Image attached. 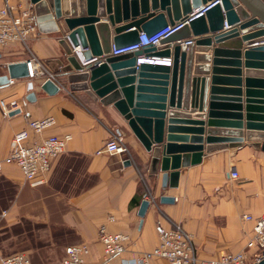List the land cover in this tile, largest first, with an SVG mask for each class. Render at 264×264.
Listing matches in <instances>:
<instances>
[{"label": "crops", "instance_id": "1", "mask_svg": "<svg viewBox=\"0 0 264 264\" xmlns=\"http://www.w3.org/2000/svg\"><path fill=\"white\" fill-rule=\"evenodd\" d=\"M244 30L242 34L239 29L238 39L259 29L250 26ZM59 38L58 32L38 31L27 40L26 47L11 42L0 50V76L6 74L8 63L26 61L33 54L56 74L66 89L49 95L39 86L42 78L31 79L32 90L27 89L28 78L0 84V98L16 99L21 104V112L13 115L3 114L0 107V158L7 155L12 136L26 128L32 119L52 116L55 120L54 125L38 138L51 134L71 135L65 151L51 161L50 170L41 184H28L17 166L4 165L0 174V232L13 231L8 238L12 242L0 241V257L23 252L30 264H61L66 246L84 243L88 246L86 264H100L103 245L98 239V227L101 224H105L111 232H124L130 237L127 249L113 257L108 264H138L137 256L151 250L158 243L159 234L173 224H179L192 235L201 258H217L224 253L245 249L252 221L245 220L243 215L258 216L264 213V151L244 140L236 147L205 152L207 143L203 141L202 161L180 169L177 187L162 189L161 173L155 174L149 170L150 153L132 134L117 110L112 105H103L92 99L84 91H71L66 76L45 63L56 58L65 63ZM240 44L242 49L263 45L264 35L241 39ZM213 47L214 43L207 52L198 51L195 47L193 53L211 54ZM49 65L56 67L55 63ZM199 65L208 66V72L195 73L192 69L191 76L208 78L209 93L213 65L211 60L193 59V68ZM226 65L228 63L221 62L218 66L227 68ZM238 68L242 72L239 85L220 81L213 86L222 89L215 91L219 96L228 98L238 94L224 89L240 90L242 121L245 124L246 88H256L253 85L247 87L244 78H264V73H246L250 68H246L243 62ZM216 75L236 78L229 71L217 72ZM31 91L34 92V100L27 98ZM251 96L248 97L250 100L260 99ZM165 105L164 136L168 134L170 124L167 120L170 116L202 118L204 135L208 128L234 129L207 126L208 108L198 111L190 104L185 109L169 106L167 102ZM171 125L194 127L182 123ZM120 126L130 131L127 140L133 158L125 157L124 153L108 154L103 151L105 142L118 133ZM245 130V127L242 128L243 135ZM170 133L189 138L194 135L191 130L182 129H174ZM33 138L35 135L30 134L29 142ZM175 142L180 144V141ZM125 159H129L130 164H123ZM233 169L237 172L236 179L230 175ZM161 194L173 196L174 202H160ZM143 199L150 200L140 223L137 211ZM109 216L113 217L112 221L108 219ZM70 236L73 238L71 244ZM151 264L167 262L154 259Z\"/></svg>", "mask_w": 264, "mask_h": 264}, {"label": "water", "instance_id": "2", "mask_svg": "<svg viewBox=\"0 0 264 264\" xmlns=\"http://www.w3.org/2000/svg\"><path fill=\"white\" fill-rule=\"evenodd\" d=\"M29 1L36 14L38 31L60 34L58 42L65 63L57 58L45 63L66 76L71 91H84L92 99L103 105H112L117 110L132 134L150 153L149 170L155 174L161 173L162 189L177 187L180 169L199 164L204 151L236 147L244 140L264 151V78H244L247 87L253 85L256 88H246L245 124L242 121L240 90L224 89L238 94L228 98L219 96L215 91L222 89L213 86L220 81L239 85L242 81L239 78L242 72L238 68L241 62L250 68L246 73H264V44L244 49L240 44L241 39L264 35V0H220L204 14L162 38L159 46L144 47L147 55L170 57L171 65L144 62L137 66V57L142 50L113 56L110 55L111 46L120 48L135 43L140 31L151 34L168 23L186 19L194 8L208 0ZM250 26L259 30L238 39L239 29L244 34V29ZM208 33L209 36H204ZM212 43L211 54L194 55L195 47L198 51L207 52ZM193 59L211 60L212 86L209 93L208 78L191 76L192 69L195 73H207L208 66L193 68ZM221 62L228 63V67L218 66ZM50 63H55L56 67ZM221 71H229L236 78L216 75ZM27 74L26 61L8 63L6 74L0 76V84H8L9 78H27ZM39 86L49 95L59 91L56 83L50 79L43 80ZM32 88L33 81L29 79L27 89ZM250 95L260 99L250 100ZM34 97V92L28 93V99L34 100ZM165 102L183 109L189 104L198 111L208 108L207 126L234 129L208 128L204 135L202 118L170 116L167 120L170 124L168 134L164 136ZM18 112H10L9 115ZM172 123L194 127H176ZM174 129L191 130L194 135L190 138L177 136L170 133ZM175 141H180V144ZM203 141L207 143L204 151ZM123 164H130V160L125 159ZM159 200L172 203L174 197L161 194ZM148 206L149 200L143 199L137 211L140 223ZM251 264H264V257Z\"/></svg>", "mask_w": 264, "mask_h": 264}, {"label": "built area", "instance_id": "3", "mask_svg": "<svg viewBox=\"0 0 264 264\" xmlns=\"http://www.w3.org/2000/svg\"><path fill=\"white\" fill-rule=\"evenodd\" d=\"M220 0H208L188 14V18L147 34L138 33L135 43L115 48L111 46L110 55H120L136 50H142L137 57L136 66L140 63L171 65L170 57L147 55L144 47H157L160 40L183 24L196 18L214 6ZM38 32L36 14L29 0H0V50L11 42H17L26 47L27 40ZM28 79H50L56 83L59 91L66 90L55 73L51 72L33 54L26 60ZM15 79L9 78L8 84ZM3 114L21 112V104L16 99L0 98ZM52 116L29 120L27 127L16 132L9 145L6 156L0 158V174L4 165L13 164L20 170L24 181L34 186L44 182L45 174L50 170L51 161L65 151L70 134H51L38 138L47 128L54 125ZM30 134L35 138L29 142ZM127 148L120 134H114L105 142L103 151L108 154H123ZM231 178H237L233 169ZM150 200V199H148ZM245 220L252 221V229L246 248L236 252L224 253L217 258H201L193 241L192 235L179 224H173L163 230L158 237V243L151 249L137 256L138 264H151L154 259H163L167 264H251L264 257V213L258 216L243 215ZM110 221L113 220L109 216ZM98 239L103 245V260L100 264H108L110 260L127 249L130 241L124 232H111L105 224L98 227ZM88 246L84 243L71 244L64 248L61 264H86ZM0 264H30L28 256L23 252L12 253L0 257Z\"/></svg>", "mask_w": 264, "mask_h": 264}, {"label": "rangeland", "instance_id": "4", "mask_svg": "<svg viewBox=\"0 0 264 264\" xmlns=\"http://www.w3.org/2000/svg\"><path fill=\"white\" fill-rule=\"evenodd\" d=\"M118 129L119 130H117V132H118L117 134L121 135V137L123 139V142H124V144H125V146L127 148L126 152H124V156L133 158L134 157L133 156V152H132V149L130 148V145H129L128 140H127V136H128V133L130 134V131L128 129H126V127H124V126H120V128H118ZM12 231H13V229L6 230L5 233L0 232V241L1 240H3V241L6 240V242H8V243L12 242V240L8 239L10 237ZM72 239L73 238L70 236V240H69L70 244L72 243Z\"/></svg>", "mask_w": 264, "mask_h": 264}]
</instances>
